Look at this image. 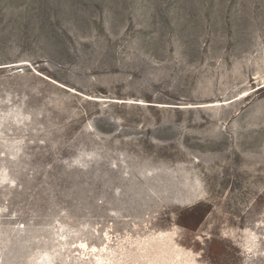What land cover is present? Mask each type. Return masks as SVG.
<instances>
[{
  "label": "rangeland",
  "instance_id": "obj_1",
  "mask_svg": "<svg viewBox=\"0 0 264 264\" xmlns=\"http://www.w3.org/2000/svg\"><path fill=\"white\" fill-rule=\"evenodd\" d=\"M0 264H264V0H0Z\"/></svg>",
  "mask_w": 264,
  "mask_h": 264
}]
</instances>
